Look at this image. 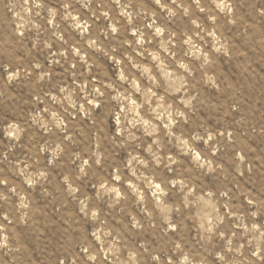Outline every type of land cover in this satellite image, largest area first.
<instances>
[{
    "label": "rangeland",
    "instance_id": "obj_1",
    "mask_svg": "<svg viewBox=\"0 0 264 264\" xmlns=\"http://www.w3.org/2000/svg\"><path fill=\"white\" fill-rule=\"evenodd\" d=\"M0 264H264V0H0Z\"/></svg>",
    "mask_w": 264,
    "mask_h": 264
},
{
    "label": "clouds",
    "instance_id": "obj_2",
    "mask_svg": "<svg viewBox=\"0 0 264 264\" xmlns=\"http://www.w3.org/2000/svg\"><path fill=\"white\" fill-rule=\"evenodd\" d=\"M157 3H159V0H157Z\"/></svg>",
    "mask_w": 264,
    "mask_h": 264
},
{
    "label": "bare ground",
    "instance_id": "obj_3",
    "mask_svg": "<svg viewBox=\"0 0 264 264\" xmlns=\"http://www.w3.org/2000/svg\"><path fill=\"white\" fill-rule=\"evenodd\" d=\"M158 185V184H157Z\"/></svg>",
    "mask_w": 264,
    "mask_h": 264
}]
</instances>
